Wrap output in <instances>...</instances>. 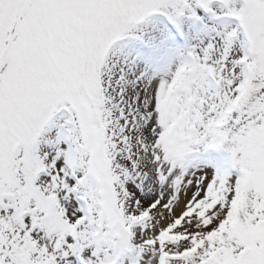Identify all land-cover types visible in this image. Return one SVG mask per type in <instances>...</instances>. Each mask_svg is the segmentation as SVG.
<instances>
[{"label":"snow or ice","instance_id":"snow-or-ice-1","mask_svg":"<svg viewBox=\"0 0 264 264\" xmlns=\"http://www.w3.org/2000/svg\"><path fill=\"white\" fill-rule=\"evenodd\" d=\"M0 264H264V0H0Z\"/></svg>","mask_w":264,"mask_h":264}]
</instances>
